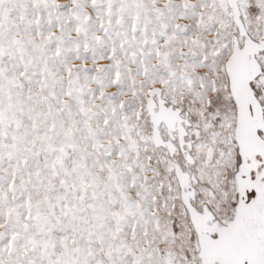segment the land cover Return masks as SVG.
<instances>
[{"label":"snow or ice","instance_id":"snow-or-ice-1","mask_svg":"<svg viewBox=\"0 0 264 264\" xmlns=\"http://www.w3.org/2000/svg\"><path fill=\"white\" fill-rule=\"evenodd\" d=\"M0 264H264V0H0Z\"/></svg>","mask_w":264,"mask_h":264}]
</instances>
